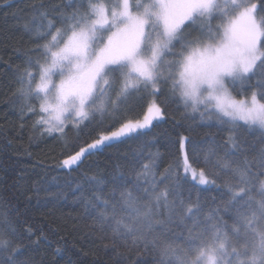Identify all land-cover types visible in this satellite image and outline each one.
I'll return each instance as SVG.
<instances>
[{"label": "snow or ice", "instance_id": "snow-or-ice-1", "mask_svg": "<svg viewBox=\"0 0 264 264\" xmlns=\"http://www.w3.org/2000/svg\"><path fill=\"white\" fill-rule=\"evenodd\" d=\"M38 7L39 18H32L34 35L44 43L30 50L36 55L27 57L19 73L21 111L36 117L33 126L42 135L64 136L71 124L79 140L87 122L92 125L89 135L95 132L96 137L62 160L61 167H79L103 148L150 131L154 121L164 119L165 101L156 99L162 84L202 121L215 117L218 124L231 125L224 155L213 162L221 146L210 145L203 158L211 167L198 173L188 156L197 152L195 142L180 136L175 171L169 165L159 181L171 183L160 191L153 171L158 153L152 154L151 165H142L131 189L120 191L119 200L116 188L128 184L126 177H113L111 199L102 198L104 182L91 178L101 194L86 206L101 230L111 229L113 246L133 236L134 243L139 239L146 246L160 245L161 264H264V0H66L63 7L71 11L57 13L60 26L49 18L43 2ZM57 8L61 5H53L52 11ZM25 28L33 31L29 24ZM193 30L198 34L193 36ZM145 95L151 99L142 119L123 116L132 107L130 99ZM241 128L259 130V147L239 138ZM249 152L255 154L249 158ZM240 155L242 165L233 167ZM181 169L185 178L191 174L199 185L215 188L221 187L217 179L230 174L223 185L229 193L223 211L232 213L233 223L216 215L219 208L201 222L198 198L195 204L181 199V221L191 218L199 230L189 229L187 236L175 233L170 241H148L154 226L165 224L155 219L162 208L169 222L176 214V201L169 195H179ZM149 174L152 184L141 187L140 177L147 183ZM5 230L18 238L6 214L0 213V231ZM12 244V239L0 240V264H19V246Z\"/></svg>", "mask_w": 264, "mask_h": 264}, {"label": "trees", "instance_id": "trees-1", "mask_svg": "<svg viewBox=\"0 0 264 264\" xmlns=\"http://www.w3.org/2000/svg\"><path fill=\"white\" fill-rule=\"evenodd\" d=\"M42 2L57 26H60L57 13L71 11L63 7L66 0H0V213L6 214L19 233L18 238H14L6 230L0 231V240L12 239V247L19 246L15 255L19 264H161L160 245L153 247L149 243L146 246L139 239L134 243V237L128 236L115 241L113 246L111 229L101 230L95 224V214H90L86 201L95 203L94 196L101 193L91 178L104 182L102 198L111 199L113 177H126L128 184L116 188L115 200H119L120 191L131 189L136 173L143 171L142 165H151L152 154L158 153L153 171L158 182L156 190L160 191L171 183V179L159 181L169 165L175 171L179 155L175 141L180 136L191 137L197 147L196 153H188L190 164L196 169L208 170L211 166L204 163V153L210 145L216 144L221 147L212 161L224 155L223 143L230 135L231 125L218 124L215 117L202 121L199 113L184 108L178 96H170L169 85L162 84L161 94L156 99L165 101L162 105L164 119L154 121L150 131L103 148L84 159L79 167H61L62 160L96 137L95 132L89 135L92 125L87 122L79 132V140L71 124L65 128L64 136L42 135L41 128L33 126L36 117L26 109L21 111L23 100L17 94L19 73L26 66L27 57L36 55L30 50L44 43L35 38L32 19L34 15L39 18L38 6ZM53 5H61V8L53 12ZM25 24L33 31L26 30ZM197 34L192 31L193 36ZM252 83L255 86L254 79ZM149 99L147 95L140 100L130 99L132 107L123 116L131 120L140 118ZM99 118L97 114L95 119ZM260 135L259 130L247 128H241L238 133L247 144L257 142V147ZM254 154L247 153L249 158ZM234 160L233 167L242 165L244 156ZM230 178V174H224L217 179L220 188L206 187L198 185L189 175L185 178L181 169L179 195H169L170 201H176V214L169 222L167 210L162 208L161 215L155 219L165 220V224L154 226L146 239L159 237L161 241H170L175 233L182 231L187 236L189 229L199 230V226H193L191 218L184 217L181 221V199L185 204H195L198 198L201 222L210 211L219 208L221 211L216 215L231 225L232 213L223 211L229 199L228 189L223 185ZM144 180L145 177H140L141 187H149L153 182L151 174L147 183ZM134 235L139 236V233ZM175 243L182 241L175 240Z\"/></svg>", "mask_w": 264, "mask_h": 264}, {"label": "rangeland", "instance_id": "rangeland-1", "mask_svg": "<svg viewBox=\"0 0 264 264\" xmlns=\"http://www.w3.org/2000/svg\"><path fill=\"white\" fill-rule=\"evenodd\" d=\"M166 59H170V58H169V57H166ZM142 117H143V115H142L140 118H138V119H142ZM135 120H137V119H135ZM135 120H133V121H135ZM191 167H192V169L196 170L197 173H198L199 169L194 168L192 165H191ZM189 177H190L193 181H196V183H197V180H194L191 174H189ZM197 179H198V178H197ZM197 184H198V183H197ZM198 185H199V184H198ZM201 186H202V185H201Z\"/></svg>", "mask_w": 264, "mask_h": 264}]
</instances>
